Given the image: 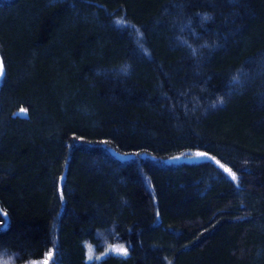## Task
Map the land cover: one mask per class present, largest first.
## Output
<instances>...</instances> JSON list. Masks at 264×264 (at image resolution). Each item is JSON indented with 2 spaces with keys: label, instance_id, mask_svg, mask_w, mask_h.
Returning <instances> with one entry per match:
<instances>
[{
  "label": "trees",
  "instance_id": "obj_1",
  "mask_svg": "<svg viewBox=\"0 0 264 264\" xmlns=\"http://www.w3.org/2000/svg\"><path fill=\"white\" fill-rule=\"evenodd\" d=\"M0 62V259L264 264V0H0Z\"/></svg>",
  "mask_w": 264,
  "mask_h": 264
},
{
  "label": "rangeland",
  "instance_id": "obj_2",
  "mask_svg": "<svg viewBox=\"0 0 264 264\" xmlns=\"http://www.w3.org/2000/svg\"><path fill=\"white\" fill-rule=\"evenodd\" d=\"M199 157L201 158L202 155H200V153L198 151H191L186 156L179 155L177 158L196 159ZM100 239H101V242L103 244V250L99 251V252L95 251L92 244L86 243V258H87V260H98L99 258H101L106 253L124 254L126 252V247L123 243L117 242V241L108 242L106 237H101ZM121 249H123L124 251H121ZM47 262H48V259L46 258V259H41V260H31V261L24 262L22 264H47ZM0 264H17V263H15L9 257H2L0 259Z\"/></svg>",
  "mask_w": 264,
  "mask_h": 264
},
{
  "label": "snow or ice",
  "instance_id": "obj_3",
  "mask_svg": "<svg viewBox=\"0 0 264 264\" xmlns=\"http://www.w3.org/2000/svg\"><path fill=\"white\" fill-rule=\"evenodd\" d=\"M2 73H3V65H2V63H0V75H2ZM227 171H229L230 172V169L229 170H227ZM232 178L233 179H235V174H232ZM121 251H124L123 249H121Z\"/></svg>",
  "mask_w": 264,
  "mask_h": 264
},
{
  "label": "water",
  "instance_id": "obj_4",
  "mask_svg": "<svg viewBox=\"0 0 264 264\" xmlns=\"http://www.w3.org/2000/svg\"><path fill=\"white\" fill-rule=\"evenodd\" d=\"M124 157H125V158H128V157H129V155H125Z\"/></svg>",
  "mask_w": 264,
  "mask_h": 264
}]
</instances>
